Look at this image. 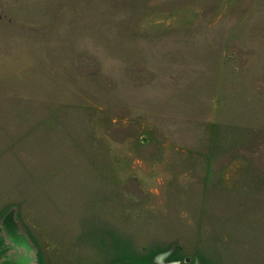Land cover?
Instances as JSON below:
<instances>
[{"label": "rangeland", "instance_id": "obj_1", "mask_svg": "<svg viewBox=\"0 0 264 264\" xmlns=\"http://www.w3.org/2000/svg\"><path fill=\"white\" fill-rule=\"evenodd\" d=\"M0 264H264V0H0Z\"/></svg>", "mask_w": 264, "mask_h": 264}, {"label": "water", "instance_id": "obj_2", "mask_svg": "<svg viewBox=\"0 0 264 264\" xmlns=\"http://www.w3.org/2000/svg\"><path fill=\"white\" fill-rule=\"evenodd\" d=\"M168 253H169V251H167V252H165V253H162V254H159L156 258H157L158 260H160V259L166 257V256L168 255Z\"/></svg>", "mask_w": 264, "mask_h": 264}, {"label": "flooded vegetation", "instance_id": "obj_3", "mask_svg": "<svg viewBox=\"0 0 264 264\" xmlns=\"http://www.w3.org/2000/svg\"><path fill=\"white\" fill-rule=\"evenodd\" d=\"M13 240V239H12Z\"/></svg>", "mask_w": 264, "mask_h": 264}]
</instances>
